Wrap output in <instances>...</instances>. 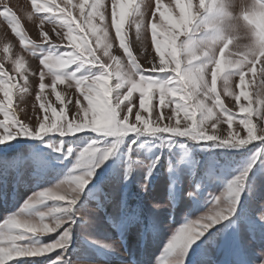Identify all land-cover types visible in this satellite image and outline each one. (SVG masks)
Instances as JSON below:
<instances>
[{
    "label": "snow or ice",
    "instance_id": "snow-or-ice-1",
    "mask_svg": "<svg viewBox=\"0 0 264 264\" xmlns=\"http://www.w3.org/2000/svg\"><path fill=\"white\" fill-rule=\"evenodd\" d=\"M36 13H52L56 10L59 14L52 16H40V24L48 22L55 25L52 31L55 33L57 41H53L47 32H42V40L39 44L33 43V55L39 54V62L43 68L39 71L40 93L36 99H43L40 108L45 115L42 120L25 123L15 118L12 113L13 122L6 124L0 121V145L11 144L13 140L23 138H42L45 133H59L64 135H75L91 130L101 133L103 136L121 137L129 132L147 131L149 133H174L182 136H190L193 140L209 142L216 147H243L259 141L264 145V131L262 123L264 114L258 116V109L264 113V99H259L252 93L245 91L246 78L251 74L253 77L259 72V83L264 84V73L260 65H253L252 70L244 66L233 64L227 54L221 56L220 51H209L214 45L213 38L199 36L201 18L198 16V9L201 5L207 8L211 0H198V4H193V0H176L179 7V17L172 14L171 10L165 6L164 11H160L157 4L156 11L159 12L160 20L156 21L155 12L149 23L147 10L151 9V4L145 5L137 0H119L120 12L116 11L113 4L111 22L115 26V37L119 39V49H123V55L114 54V38H109L108 26L100 28L93 23L99 15L103 18L100 9L103 4L92 3L90 11L85 12L88 0H81L78 5L71 4L67 0L64 7L56 3L38 4L33 0ZM135 5V8L132 6ZM79 8V17L74 15L75 8ZM134 14L133 25L135 28L136 41L138 45L147 40V33L150 30L151 42L154 45L155 57L151 59V67L145 68L141 65L136 55L133 54L130 43L126 42L121 29L125 19L129 14ZM0 17H3L13 31L19 28L20 21L16 13L5 5L0 8ZM31 18V17H30ZM59 28L60 31H56ZM95 35L93 42L87 40L88 31ZM76 32L77 35H73ZM19 35V32H17ZM83 34L78 41V35ZM183 37V39H182ZM21 39H24L21 36ZM65 41H67L65 43ZM44 45H49L53 51L40 52ZM59 49H66L61 53ZM7 51V49H5ZM19 66L23 63V58L13 61ZM264 64V62H261ZM71 65L96 66L103 71L95 77L76 78L73 75L67 81L62 77L63 70ZM259 66V68H258ZM47 69V71L43 70ZM0 65V91L8 97L7 108L12 107L11 90L6 89L5 84L11 80ZM35 75V73H33ZM233 76L238 78L239 94L233 85ZM50 77V87L55 91L57 84H67L65 95L67 100L61 98V93L56 92V99L62 105H72V118L68 119L63 109L57 111L51 108L53 119L49 122L47 115L50 105L43 91L49 85L45 84V79ZM119 83L109 87V80ZM219 84V87H218ZM15 87V85H11ZM29 82L27 75L21 86L23 93L28 92ZM71 89L79 91L80 97L87 101V105H81L80 97H77L73 104ZM134 93H139L138 106L133 98ZM158 94V105L160 108H174L166 115L157 112L155 118H145L143 112L151 113L152 100ZM231 97L236 104H240L241 99L247 101V106L240 104L237 120V113L231 110L222 99ZM255 105V108H254ZM235 104L233 108H235ZM136 109L135 113L133 112ZM0 110H7L0 105ZM181 113H183L182 118ZM134 115V119H132ZM256 116V122L253 116ZM175 117V119H174ZM167 120V123L164 121ZM227 124L228 128L222 132L216 129L222 124ZM233 124L237 127L232 130ZM211 132V134H209ZM227 133L226 135L223 133ZM246 134H243L245 133ZM82 139H89L84 136ZM49 147H52L49 145ZM115 145L110 148L102 147V142L92 140L79 152V157L72 169V174L63 181L44 188L34 193L25 202L26 208H35L45 204L55 205L50 211L38 213L36 216H25L9 214L0 222V264H10L15 257H34L39 259L17 260L16 264H96V261L88 256L75 255L71 250L73 246L74 230L81 227H91L94 221L89 219L88 202L97 199L101 195L100 190L88 185L92 183L96 175V170L102 166L103 162L109 159L115 151ZM61 151L62 150H58ZM71 151V150H69ZM264 156V151L260 153ZM52 160H40V165H51ZM14 165L0 162V195H10L4 190V172ZM249 169L238 177L229 186V195L233 197L232 202L226 207L214 210L211 214L200 217L198 220L189 222L179 229L172 238L168 247L173 250L184 251V261L192 264V259L199 257L196 264H215L211 249L221 243H227V239L220 237L227 229L231 228L237 220L245 219L244 208L238 202V197L245 189ZM194 195V193H189ZM221 198H218L219 204ZM56 201V203H49ZM79 205V207H77ZM103 205L98 202L96 211ZM117 207L120 214L113 217L117 221V226L125 228L128 224L136 222L139 217L128 212L126 205L120 202ZM64 215L62 220L53 221L52 216ZM235 217V220L232 218ZM227 222V223H223ZM221 225V227H216ZM249 230L253 233L259 229L264 235V210H260L258 215H254L248 221ZM215 228V231L211 229ZM51 234V235H50ZM44 236L50 239L45 242ZM87 239V237H86ZM202 241V243H197ZM99 244L100 242H93ZM196 247H192V245ZM105 248L112 246L105 244ZM206 246V247H205ZM191 253V257L188 253ZM55 253V255H50ZM75 255V258H73ZM264 256V252L261 253ZM183 264V262H182ZM240 264H246L241 259ZM260 264H264V259Z\"/></svg>",
    "mask_w": 264,
    "mask_h": 264
},
{
    "label": "rangeland",
    "instance_id": "rangeland-1",
    "mask_svg": "<svg viewBox=\"0 0 264 264\" xmlns=\"http://www.w3.org/2000/svg\"><path fill=\"white\" fill-rule=\"evenodd\" d=\"M53 2L62 8L67 0H35V3L45 5ZM79 2L81 0H71L73 5H78ZM94 2L103 4V8L100 9L103 18L101 19L98 15L93 23L98 28L108 26L109 38L115 40L113 53L123 55V49H119L117 53L119 39L115 37V26L111 22L113 4L116 5L117 13L120 12L119 0H88V5L85 6L86 13L90 11L89 6ZM141 2L145 5L151 4V9L147 10L149 23L154 12L156 21L160 20L159 12L156 11L157 4L160 6V11H164L167 6L174 16L180 15L176 0H137V3ZM193 4L195 7L198 0H193ZM5 5L16 13L20 25L16 31H13L12 26L0 17V65H3V71L7 74L5 79L8 76L12 78L5 84V88L11 90L12 107L10 109L7 108L9 98L0 91V105L8 112L5 120V111L0 110V121L6 124L12 123L14 119L12 113H15V118L25 123L36 122L42 120L45 115L44 110L40 108L44 100L36 99L40 93L39 71L43 65L39 62L38 52L36 55L32 54V42L39 44L42 40V32H47L53 41L59 42L52 31L56 26L48 22L41 25L39 19L40 16L50 17L59 13L56 10L52 13H36L33 0H0V8ZM132 8H135V5ZM74 15L80 19L78 7L75 8ZM134 19L135 16L131 13L126 17L121 33H127L125 40L130 43L133 54L137 56L141 65L150 68L152 57L158 60L151 42V33L149 30L147 40L138 45L133 25ZM56 31L60 29L56 28ZM87 31V40L93 42L95 35L91 33L90 28ZM73 35L77 33L74 32ZM82 35H78V41ZM21 36L24 39H21ZM51 51L53 49L49 45H44L40 49L41 53ZM59 51L63 53L66 49H59ZM18 58H23L19 69L13 63ZM43 70L47 71V69ZM102 71L103 69L96 66L71 65L63 70L61 75L67 81L73 75L76 78L95 77ZM25 75L28 78L29 89L28 92L23 93L21 86ZM259 79V72L255 77L249 74L246 78L244 90L252 93L253 100H255L254 90L259 85ZM51 82L50 77L45 79V84L49 87L43 91L50 105L47 111L49 122L53 119L52 107H55L58 112L63 109L67 118L71 119L72 105H62L55 95L56 92H60L61 98L66 102L67 84H57L53 91L50 87ZM116 83L119 82L110 79L109 87ZM13 84L15 87H11ZM234 89L239 94L238 78ZM69 94H72L73 104L76 98L80 97L76 89H71ZM138 96L139 93H134L133 98L137 106ZM222 99L231 110L237 113L238 120L241 115L239 106L240 104L247 106V101L242 98L240 104H236L231 97H225L223 94ZM80 100L81 105H87L83 97H80ZM234 104L235 108H233ZM172 108L174 105L160 108L158 94H155L151 113L142 111V115L145 118H149L150 115L151 118H155L157 112H163L166 115ZM135 111L134 108L133 112ZM261 114L264 113L258 109V116ZM182 116L183 113L180 118ZM256 119L254 115L253 121L256 122ZM167 122V120L164 121V123ZM236 127L237 125L233 124L232 130ZM226 128L228 125L225 123L216 131L222 132ZM0 135H3V129H0ZM84 136L89 139H82L81 137ZM92 140L101 141L102 147L105 148L113 145L116 147L114 154L96 170L95 178L88 185L89 188L99 189L101 195L98 200L91 199L88 202L89 219L94 221L92 226L74 230L71 251L75 255L88 256L94 259L96 264H182V262L188 264V261H184L183 250H173L168 247L175 233L189 222L209 215L214 210L226 208L233 200V197L228 194L230 184L251 169L245 185L246 190H243L237 198L243 205L245 219L237 220L231 228L218 237L221 240L227 239L228 242L213 246L211 252L215 264H240L241 259L246 264H260L264 259L261 255L264 252V235L259 227L255 233L251 232L248 225V221L254 215L264 210V156H260V153L264 151V145H261L259 141L243 147H216L209 142L196 141L190 136L174 133L137 131L129 132L121 137H105L91 130L75 135L61 136L53 132L45 133L42 138L21 137L13 140L11 144L0 145V161L14 165L11 167L13 171L5 175L7 181L4 190L10 192V195H0V222L9 214L36 216L38 213L50 211L55 205L45 204L29 209L25 207V202L34 193L51 187L71 175L79 152ZM58 150H62L63 154ZM52 159L55 162L51 165L38 163L40 160ZM189 193L194 195L190 196ZM221 197L223 199H220L217 204L218 198ZM98 202L103 207L96 211ZM120 202L126 205L128 212L139 217L136 222L128 224L123 229L118 227L117 221L113 219L120 214V209L117 207ZM49 203H56V201H49ZM64 215L66 214L55 215L51 219L62 220ZM232 219L235 220V217ZM144 226L148 227V233L143 237ZM211 231L214 232L215 228ZM43 239L47 242L50 238L44 236ZM96 241L100 243H93ZM105 244L111 245L112 248L103 247L102 245ZM191 255L189 252L188 256L191 257ZM31 259L39 258L15 257L10 264H16L17 260ZM198 259L199 257L193 258L192 264H196Z\"/></svg>",
    "mask_w": 264,
    "mask_h": 264
},
{
    "label": "clouds",
    "instance_id": "clouds-1",
    "mask_svg": "<svg viewBox=\"0 0 264 264\" xmlns=\"http://www.w3.org/2000/svg\"><path fill=\"white\" fill-rule=\"evenodd\" d=\"M198 16L199 36L214 39L209 51L226 53L233 64L249 71L260 65L264 73V0H211L207 8L199 7ZM236 81L233 76V85ZM254 92L264 99V84L259 83Z\"/></svg>",
    "mask_w": 264,
    "mask_h": 264
},
{
    "label": "trees",
    "instance_id": "trees-1",
    "mask_svg": "<svg viewBox=\"0 0 264 264\" xmlns=\"http://www.w3.org/2000/svg\"><path fill=\"white\" fill-rule=\"evenodd\" d=\"M2 160V159H1ZM4 160V159H3ZM0 162H2L3 164H8L9 162H4V161H0ZM12 169H11V167L10 168H8L5 172H4V175H6L9 171H11ZM13 171V170H12ZM6 181H7V178L4 180V185H3V187H4V189H5V186H6ZM104 210V209H103ZM146 225V224H145ZM147 228V229H146ZM147 233H148V227L147 226H144V228H143V237H144V235L145 236H147ZM143 241H144V238H143ZM143 245L145 246V242H143Z\"/></svg>",
    "mask_w": 264,
    "mask_h": 264
}]
</instances>
